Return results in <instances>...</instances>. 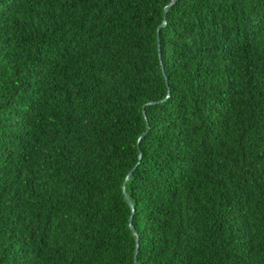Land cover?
I'll return each mask as SVG.
<instances>
[{"label":"trees","instance_id":"16d2710c","mask_svg":"<svg viewBox=\"0 0 264 264\" xmlns=\"http://www.w3.org/2000/svg\"><path fill=\"white\" fill-rule=\"evenodd\" d=\"M169 1L0 0V264H134V165L137 264H264V0Z\"/></svg>","mask_w":264,"mask_h":264},{"label":"water","instance_id":"95a60500","mask_svg":"<svg viewBox=\"0 0 264 264\" xmlns=\"http://www.w3.org/2000/svg\"><path fill=\"white\" fill-rule=\"evenodd\" d=\"M175 1H176V0H170V1L166 4V6L164 7L163 21H162V23L157 27V35H158V33H159L160 28L165 24V21H166V20H165V17H166V10H167V9H168V8H169V7L175 2ZM157 46H158V54H159V56H160V43H159V39H158V37H157ZM168 94H169V90H168L166 96H165L163 99H166L167 96H168ZM155 102H156V101H149L148 103H155ZM143 113H144V116H145V111H144V109H143ZM145 133H146V131L143 132V133L139 136L138 141H139V140L145 135ZM140 156H141V151H140V149H139V158H140ZM135 166H136V165H134V166L128 171V173H127V175H126V177H125V180H124V182H123V184H122V192H123V195H124L126 201L128 202V204H129L130 207H131V215L129 216V226H130V228L132 229L133 234L135 235L134 264H137V262H136V256H137V252H138L139 241H138L137 231H136V229H135V228L133 227V225H132V213H133V211H134V206H133V204H132V202H131V200H130V198H129V196L127 195V192H126V190H125V186H126L127 179L131 176L132 171L134 170Z\"/></svg>","mask_w":264,"mask_h":264}]
</instances>
